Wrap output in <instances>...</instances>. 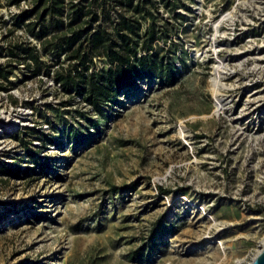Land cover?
<instances>
[{
	"label": "rangeland",
	"instance_id": "1",
	"mask_svg": "<svg viewBox=\"0 0 264 264\" xmlns=\"http://www.w3.org/2000/svg\"><path fill=\"white\" fill-rule=\"evenodd\" d=\"M27 6L0 0V264H249L264 240V0L161 7L174 76L137 78L104 116L8 64L10 44L38 45L14 22Z\"/></svg>",
	"mask_w": 264,
	"mask_h": 264
},
{
	"label": "trees",
	"instance_id": "2",
	"mask_svg": "<svg viewBox=\"0 0 264 264\" xmlns=\"http://www.w3.org/2000/svg\"><path fill=\"white\" fill-rule=\"evenodd\" d=\"M21 1L28 6L14 22L38 45L27 40L10 44L8 64H23L32 76H50L99 116L105 114L103 104H114L137 78H162L163 69L167 79L174 76L173 62L165 61L157 44L169 35L158 23V11L163 7L177 17V0H12ZM43 54L53 57L51 64L42 61ZM61 55L66 60L60 61ZM96 59L104 65L97 66ZM10 73L0 71V79L8 80Z\"/></svg>",
	"mask_w": 264,
	"mask_h": 264
},
{
	"label": "bare ground",
	"instance_id": "3",
	"mask_svg": "<svg viewBox=\"0 0 264 264\" xmlns=\"http://www.w3.org/2000/svg\"><path fill=\"white\" fill-rule=\"evenodd\" d=\"M220 73H221V66L217 65L215 67V69H214V75H213V77L211 79L213 91L215 93V97H216V94H217V91H218V87L220 85ZM215 103H216L217 109L221 108L220 100L218 98H216V102ZM180 132L183 133V129H180Z\"/></svg>",
	"mask_w": 264,
	"mask_h": 264
},
{
	"label": "water",
	"instance_id": "4",
	"mask_svg": "<svg viewBox=\"0 0 264 264\" xmlns=\"http://www.w3.org/2000/svg\"><path fill=\"white\" fill-rule=\"evenodd\" d=\"M249 264H264V240L259 252L255 255Z\"/></svg>",
	"mask_w": 264,
	"mask_h": 264
}]
</instances>
